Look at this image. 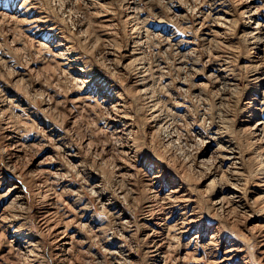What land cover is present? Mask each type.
<instances>
[{
  "label": "rangeland",
  "instance_id": "1",
  "mask_svg": "<svg viewBox=\"0 0 264 264\" xmlns=\"http://www.w3.org/2000/svg\"><path fill=\"white\" fill-rule=\"evenodd\" d=\"M245 22L264 33V0H0V264H264V202L252 200L264 129L249 133L264 121V49ZM219 129L232 133L227 153ZM215 181L230 202L211 193ZM56 226L75 235L68 253ZM232 243L238 256L224 260Z\"/></svg>",
  "mask_w": 264,
  "mask_h": 264
},
{
  "label": "bare ground",
  "instance_id": "2",
  "mask_svg": "<svg viewBox=\"0 0 264 264\" xmlns=\"http://www.w3.org/2000/svg\"><path fill=\"white\" fill-rule=\"evenodd\" d=\"M130 3H131V2H130ZM221 3H222V2H221ZM222 4H223V3H222ZM219 6H220V5H219ZM132 11H133V10H132ZM37 18H38V17H37ZM27 20H28V19H27ZM24 21H25V20H24ZM31 21H32V20H31ZM37 21H38V20H37ZM43 21H44V19H43ZM28 22H29V20H28ZM257 23H258V22H257ZM30 24H31V23H30ZM38 24H39V23H38ZM40 24H41V23H40ZM43 24H44V23H43ZM259 24H260V23H259ZM213 26H214V25H213ZM218 26H219V24H218ZM263 26H264V25H263ZM40 27H41V26H40ZM40 27H39V28H40ZM51 27H52V26H51ZM241 27H242V30H243L244 33H251V35H252L251 38H252V39L248 42L250 45H255L256 47H259V46H260V47H262V48L264 49V44H263V42H262L263 39H264V38H263V34H264V33H263V31H262L263 28L261 29L262 26H261V27L253 26L252 23L245 22L243 25H241ZM41 28H42V27H41ZM41 28H40V29H41ZM53 28H54V26H53ZM162 29H163V28H162ZM207 29H208V28H207ZM37 30H38V29H37ZM38 31H39V30H38ZM206 31H207V30H206ZM212 31L215 32V30H212ZM36 32H37V31H36ZM33 33H34V32H33ZM54 33H55V32H54ZM140 33H141V32H140ZM208 33H210V32H208ZM212 33H213V32H212ZM216 33H218V32H216ZM43 34H44V33H43ZM218 34H219V33H218ZM36 35H37V33H36ZM47 35H48V34H47ZM56 35H57V34H56ZM147 35H148V34H147ZM147 35H146V36H147ZM203 35H204V34H203ZM216 35H217V34H216ZM48 36H49V35H48ZM50 36H51V34H50ZM144 36H145V35H144ZM207 36H208V35H207ZM212 36H213V35H212ZM214 36H215V35H214ZM208 37H209V36H208ZM141 38H142V37H141ZM212 38H213V37H212ZM142 39H143V38H142ZM201 39H202V38H201ZM203 40H204V39H203ZM206 40H207V39H206ZM137 41H138V40H137ZM137 41H136V42H137ZM139 41H140V40H139ZM39 43H41V44H38V45L41 46V45H42V42H39ZM43 43H44V42H43ZM137 43H138V42H137ZM137 43L134 44V45H137ZM248 43H247V44H248ZM73 45H74V44H72L71 46L74 47ZM137 46H138V45H137ZM177 46H178V45H177ZM67 47H68V46H67ZM69 47H70V46H69ZM136 48H137V47H136ZM133 49H134V48H133ZM66 50H67V49H66ZM69 50H70V49H69ZM73 50H75V48H74ZM258 50H259V49H258ZM77 51H78V50H77ZM133 51H134V50H133ZM255 52H256V51H255ZM255 52H254V53H255ZM60 53H61V51H60ZM131 53H132V52H131ZM131 53H130V54H131ZM138 53H139V52H138ZM140 53H141V52H140ZM254 53H253V54H254ZM123 54H124V53H123ZM142 54H143V53H142ZM142 54H141V55H142ZM255 55H256V53H255ZM125 56H126V55H125ZM77 57H78V56H77ZM77 57H76V58H77ZM142 57H143V55H142ZM218 57H219V56H218ZM222 57H223V56H222ZM76 58H73V59H71V60H69V61H70L71 63H72V62H73V63H77V60H75ZM128 58H129V57H128ZM139 58H140V56H139ZM143 58H144V57H143ZM182 58H183V56H182ZM186 58H188V55H187ZM219 58H220V57H219ZM261 58H262V57H261ZM125 59H126V58H125ZM222 59H223V58H222ZM135 60H136V59H135ZM135 60H134V61H135ZM137 60H139V59H137ZM250 60H252V59H249V61H250ZM253 60H254V58H253ZM82 61H83V59H82ZM140 61H141V59H140ZM85 62H86V61H85ZM129 62H130V60H129ZM119 63H120V62H119ZM133 63H135V62H133ZM133 63L129 64V66L132 65ZM85 64H86V63H85ZM117 64H118V63H116V65H117ZM139 64H140V63H139ZM220 64H221V63H220ZM218 65H219V64H218ZM69 66H70V65H69ZM118 66H119V65H118ZM122 66H124V65H122ZM125 66H128V64H126ZM216 66H217V65H216ZM248 66H249V65H248ZM250 66H251V64H250ZM253 66H254V64L252 65V67H253ZM84 67H85V65H84ZM116 67H117V66H116ZM142 67H143V66H142ZM256 67H257V66H256ZM256 67H254V68H256ZM117 68H118V67H117ZM121 68H122V67H121ZM159 68H160V67H159ZM249 68H250V67H249ZM249 68H248V69H249ZM113 69H114V68H113ZM227 69H228V68H227ZM118 70H119V68H118ZM215 70H216V68H215ZM215 70H214V71H215ZM250 70H251V68H250ZM217 71H218V70H217ZM255 71H256V70H255ZM116 72H117V71H116ZM257 72H258V70H257ZM119 73H121V72L119 71ZM122 73H123V72H122ZM98 74H99V73H98ZM117 74H118V73H117ZM195 74H196V73H195ZM211 74H212V73H211ZM121 75H123V74H121ZM142 75H143V74H142ZM142 75H141V77H142ZM197 75H198V74H197ZM209 75H210V74H209ZM219 75H220V74H219ZM223 75H224V74H223ZM143 76H144V75H143ZM215 76H216V75H215ZM221 76H222V75H221ZM250 76H251V75H250ZM207 77H208V76H207ZM216 77H218V76H216ZM223 77H224V76H223ZM227 77H228V76H227ZM227 77H226V78H227ZM229 77H230V76H229ZM212 78H213V77H212ZM214 78H215V77H214ZM214 78H213V79H214ZM224 78H225V77H224ZM252 78H253V77H252ZM255 78H256V77H255ZM83 79H84V78H83ZM142 79H143V77H142ZM215 79H216V78H215ZM228 79H229V78H228ZM231 79H232V78H231ZM85 80H86V79H85ZM111 80H112V79H111ZM216 80H217V79H216ZM216 80H215V81H216ZM236 80H237V79H236ZM251 80H252V79H251ZM251 80H248V81H251ZM254 80H255V79H254ZM141 81H142V80H141ZM141 81H140V82H141ZM145 81H146V80H145ZM220 81H221V79H220ZM220 81H219V82H220ZM262 81H263V80H262ZM85 82H86V81H85ZM138 82H139V81H138ZM138 82H137V83H138ZM162 82H163V81H162ZM169 82H170V81H169ZM210 82H211V81H210ZM213 82H214V81H213ZM213 82H212V83H213ZM223 82H225V81H223ZM256 82H257V81H256ZM221 83H222V82H221ZM234 83H235V82H234ZM120 84H121V83H120ZM138 84H139V83H138ZM218 84H219V83H218ZM223 84H224V83H223ZM226 84H227V83H226ZM235 84H236V83H235ZM114 85H115V84H114ZM139 85H140V84H139ZM220 85H221V84H220ZM224 85H225V84H224ZM236 85H237V84H236ZM258 85H260V84L258 83ZM141 86H142V84H141ZM143 86H144V85H143ZM165 86H166V85H165ZM165 86H164V87H165ZM167 86H168V85H167ZM167 86H166V87H167ZM230 86H231V85H230ZM118 87H119V86H118ZM231 87H232V86H231ZM233 87H234V86H233ZM261 87H262V86H261ZM97 88H98V87H97ZM147 88H148V87H147ZM81 89H82V88H81ZM141 89H142V88H141ZM144 89H145V88H144ZM144 89H143V90H144ZM262 89H263V88H262ZM135 90H136V89H135ZM137 90H138V89H137ZM143 90H139V91L142 92ZM255 90H256V89H255ZM263 90H264V89H263ZM133 92H134V91H133ZM145 92H146V91H145ZM145 92H144V93H145ZM256 93H257V92H256ZM85 94H86V93H85ZM108 94H109V93H108ZM262 95H263V94H262ZM84 97H85V96H84ZM137 97H138V96H137ZM139 97H140V96H139ZM145 97H146V96H145ZM109 98H110V97H109ZM221 98H222V97H221ZM255 98H256V97H255ZM255 98H254V99H255ZM263 98H264V97H263ZM107 99H108V98H107ZM119 99H120V98H119ZM145 99H146V98H145ZM167 99H168V98H167ZM96 100H97V99H96ZM101 100H102V99H101ZM151 100H152V99H151ZM151 100H149V102H150ZM260 100H261V99H260ZM260 100H259V101H260ZM93 101H94V100H93ZM104 101H105V100H104ZM165 101H166V100H165ZM220 101H221V100H220ZM223 101H224V100H223ZM234 101H235V100H234ZM247 101H248V100H247ZM261 101H262V100H261ZM96 102H97V101H96ZM157 102H158V101H157ZM161 102H162V99H161ZM166 102H167V101H166ZM227 102H228V101H227ZM97 103H98V102H97ZM247 103H248V102H247ZM260 103H261V102H260ZM156 104H157V103H156ZM164 104H165V103H164ZM221 104H222V103H221ZM227 104H228V103H227ZM227 104H226V105H227ZM230 104H232V103L230 102ZM261 104H262V103H261ZM96 105H97V104H96ZM153 105H154V103L152 104V106H153ZM223 105H224V104H223ZM238 105H239V104H238ZM156 106H157V105H156ZM156 106H155L154 108H156ZM232 106H233V105H232ZM235 107H236V106H235ZM249 107H250V106H249ZM255 107H256V106H255ZM152 108H153V107H152ZM245 108H247V107H245ZM252 108H253V107H251V110H252ZM256 108H257V107H256ZM259 108H260V107H259ZM259 108H258V109H259ZM156 109H157V108H156ZM243 109H244V108H243ZM253 109H254V108H253ZM46 110H47V109H46ZM124 110H125V109H124ZM240 110H241V109H240ZM153 111H154V110H153ZM159 111H160V110H159ZM243 111H244V110H243ZM128 112H129V111H128ZM245 112H246V111H245ZM257 112H258V111H257ZM261 112H262V111H261ZM119 113H120V111H119ZM157 113H158V112H157ZM125 114H126V112H125ZM127 114H128V113H127ZM152 114H153V113H152ZM228 114H229V113H228ZM246 114H247V113H246ZM99 115H100V114H99ZM110 115H111V114H110ZM120 115H121V114H120ZM160 115H161V114H160ZM261 115H262V114H261ZM115 116H116V115H115ZM231 116H232V115H231ZM248 116H249V115H248ZM113 117H114V116H113ZM119 117L121 118V117H123V116H119ZM127 117H128V115H127ZM224 117H225V116H224ZM224 117H223V118H224ZM258 117H259V116H258ZM97 118H98V117H97ZM100 118H101V117H100ZM100 118H99V119H100ZM153 118L155 119L156 117L153 115ZM158 118H159V116H158ZM227 118H228V117H227ZM227 118H226V119H227ZM262 118H263V117H262ZM46 119H47V118H46ZM99 119H98V120H99ZM105 119H106V118H105ZM114 119H115V118H114ZM150 119H151V118H150ZM156 119H157V118H156ZM160 119H161V118H160ZM160 119H158V121H159ZM229 119H230V117H229ZM115 120H116V119H115ZM117 120H118V119H117ZM220 120H222V119H220ZM231 120H232V119H231ZM231 120H230V121H231ZM239 120H240V119H239ZM253 120H254V119H253ZM256 120H257V119H256ZM49 121H50V120H49ZM51 121H52V120H51ZM151 121H152V120H151ZM156 121H157V120H156ZM224 121L227 123L226 120H224ZM241 121H242V120H241ZM247 121H248V120H247ZM117 122H118V121H117ZM225 122H224V123H225ZM196 123H197V122H196ZM220 123H222V122H220ZM226 123H225V124H226ZM106 124H107V123H106ZM115 124H117V123H115ZM120 124H121V123H120ZM222 124H223V123H222ZM241 124H242V123H241ZM125 125H126V124H125ZM131 125H132V124H131ZM159 125H160V124H159ZM228 125H229V124H228ZM242 125H243V124H242ZM251 125H252V124H251ZM115 126H116V125H115ZM132 126H133V125H132ZM152 126H153V125H152ZM224 126H226V125H224ZM248 126H249V125H248ZM153 127H154V126H153ZM221 127H222V126H221ZM221 127H220V128H221ZM227 127H228V126H227ZM246 127H247V126H246ZM250 127H251V128H249V129H250L249 133L253 134L255 131L257 132L258 130H262V129H264V121H258V122L255 121V123H253V125L250 126ZM125 128H126V127H125ZM151 128H152V127H151ZM218 128H219V127H218ZM243 128H244V127H243ZM243 128H242V130H243ZM113 129H114V128H113ZM155 129H156V128H155ZM155 129H153V131H154ZM222 129H223V127H222ZM245 129H246V128H245ZM245 129H244V131H247L248 128H247L246 130H245ZM131 130H132V129H131ZM219 130H220V129H219ZM219 130H217V131H218L217 134L219 133V135H220L221 138H224V137H225V139H224L223 141H225L224 143H225V144L227 143V145L223 148V151H225V152L227 153V150L231 149V148H229L228 143L232 144L233 142H232L231 140H229V139H228V141H227V140H226V137H230V136L232 135V133H231V132H228L227 129H225V130H220V131H219ZM239 130H240V128H239ZM124 131H125V130H124ZM237 131H238V130H237ZM263 131H264V130H263ZM263 131H262V132H263ZM118 132H119V131H118ZM121 132H122V130H121ZM129 132H130V131H128L127 133H129ZM136 133H137V132H136ZM230 133H231V135H230ZM234 133H235V131H234ZM17 134H18V133H17ZM25 134H26V132H25ZM124 134H125V133H124ZM246 134H247V132H246ZM119 135H121V134H119ZM119 135H118V136H119ZM128 135H130V134H128ZM128 135H127V137H128ZM213 135H214V134H213ZM229 135H230V136H229ZM24 136H25V135H24ZM61 136H62V135H61ZM112 136H113V135H112ZM121 136H122V135H121ZM123 136H124V135H123ZM211 136H212V135H211ZM248 136H249V134L247 135V138H248ZM256 136H257V134H256ZM263 136H264V135H263ZM50 137H52V136H50ZM113 137H116V136H113ZM206 137H207V136H206ZM212 137H213V136H212ZM215 137H216V136H215ZM253 137H254V136H253ZM59 138H60V137H59ZM65 138H66V137H65ZM233 138H234V137H232L231 139H233ZM26 139H27V138H26ZM132 139H133V138H132ZM136 139H137V138H136ZM252 139H253V138H252ZM257 139H258V138H257ZM263 139H264V138H263ZM125 140H127V139H125ZM204 140H205V139H204ZM221 140H222V139H221ZM238 140H239V139H238ZM238 140H237V141H238ZM250 140H251V139H250ZM134 141H135V140H134ZM216 141H217V140H216ZM242 141H243V140H242ZM251 141H252V140H251ZM259 141H261V140H259ZM126 142H127V141H126ZM235 142H236V141H235ZM249 142H250V141H249ZM263 142H264V141H263ZM263 142H262V143H263ZM59 143H61V142H59ZM221 143H222V142H221ZM240 143H241V141H240ZM247 143H248V142H247ZM252 143H253V141H252ZM252 143H251V144H252ZM254 143H255V140H254ZM213 144H214V143H213ZM217 144H218V143H217ZM243 144H244V142H243ZM59 145H60V144H59ZM134 145H135V144H134ZM219 145H220V144H219ZM234 145H235V143H234ZM248 145H249V144H248ZM260 145H261V142H260ZM263 145H264V144H263ZM263 145H261V146L264 147ZM128 146H130V145H128ZM203 146H204V145H203ZM241 146H242V145H241ZM254 146H255V145H254ZM258 146H259V145H258ZM247 147H248V146H247ZM249 147H250V145H249ZM60 148H61V147H60ZM135 148H136V146H135ZM218 148H219V147H218ZM240 148H241V147H240ZM254 148H255V147H254ZM256 148H257V146H256ZM259 148L261 149V147H259ZM207 149H208V148H207ZM209 149H210V148H209ZM216 149H217V148H216ZM221 149H222V148H221ZM221 149H220V151H221ZM238 149H239V147H238ZM249 149H250V148H249ZM249 149H248V150H249ZM251 149H252V148H251ZM60 150H61V149H60ZM129 150H130V149H129ZM211 150H212V149H211ZM218 150H219V149H218ZM232 150H233V149H232ZM242 150H243V149H242ZM256 150H258V149H256ZM256 150H255V151H256ZM214 151H216V150H214ZM263 151H264V150H263ZM63 152H64V151H63ZM243 152H244V151H243ZM126 153H129V152H126ZM211 153H212V152H211ZM221 153H222V152H221ZM263 153H264V152H263ZM204 154H205V153H204ZM235 154H236V153H235ZM132 155H133V154H132ZM159 155H160V154H159ZM214 155H215V154H214ZM220 155H221V154H220ZM225 155H226V154H225ZM254 155H255V154H254ZM254 155H253V156H254ZM263 155H264V154H263ZM134 156H135V155H134ZM216 156H217V155H216ZM222 156H223V155H222ZM239 156H240V154H239ZM242 156H244V155H242ZM158 157H159V156H158ZM209 157H211V156H209ZM209 157H208V158H209ZM229 157H230L229 155L226 156V158H225L224 160L229 161L230 158L232 159V157H230V158H229ZM248 157H249V156H248ZM251 157H252V156H251ZM257 157H258V156H257ZM260 157H261V156H260ZM202 158H203V157H202ZM217 158H218V157H217ZM258 158H259V157H258ZM258 158H256V160H257ZM261 158H262V157H261ZM204 159H205V158H204ZM231 159H230V160H231ZM244 159H245V158H244ZM258 160H259V159H258ZM202 161H203V160H202ZM215 161H216V160H215ZM237 161H238V159L236 160V162H237ZM240 161H241V160H240ZM244 161H245V160H244ZM244 161H243V162H244ZM218 162H219V161H218ZM232 162H233V161H232ZM238 162H239V161H238ZM238 162H237V163H238ZM255 162H256V161H255ZM219 163H220V162H219ZM237 163H236V164H237ZM239 163H240V162H239ZM239 163H238V164H239ZM259 163H260V162H259ZM78 164H79V163H78ZM233 164L235 165V163H233ZM79 165H80V164H79ZM204 165H205V164H204ZM199 166H200V164H199ZM218 166H219V165H218ZM227 166L229 167V165H227ZM241 166H242V165H241ZM257 166L259 167V165H257ZM220 167H223V165L220 166ZM228 167H226V168H228ZM234 168H235V167H234ZM236 168L238 169L239 166H238V167L236 166ZM240 168H241V167H240ZM259 168H260L259 170H261L260 173H262V172L264 173V167L262 166V164H261V166H260ZM56 169H57V168H56ZM127 169H128V168H127ZM201 169H202V168H201ZM208 169H209V168H208ZM208 169H207V170H208ZM212 169H213V168H212ZM228 169H229V168H228ZM228 169H227V170H228ZM237 169H236V170H237ZM256 169H258V168L256 167ZM149 170H150V169H149ZM203 170H204V169H203ZM217 170H218V169H217ZM220 170H221V169H220ZM220 170H219V171H220ZM230 170H231V169H230ZM236 170H235V171H236ZM253 170H254V169H253ZM136 171H137V170H136ZM158 171H159V170H158ZM204 171H206V170H204ZM208 171H209V170H208ZM215 171H216V170H215ZM235 171H234V172H235ZM255 171H256V170H255ZM257 171H258V170H257ZM57 172H58V171H57ZM134 172H135V171H134ZM142 172H143V171H142ZM155 173H156V172H155ZM218 173H219V172H218ZM239 173H240V172H239ZM256 173H257V172H256ZM127 174H129V173H127ZM178 174H179V173H178ZM201 174H202V173H201ZM208 174H209V173H208ZM221 174H222V173H221ZM221 174H220V176H221ZM226 174H227V172H226ZM230 174H231V173H230ZM236 174H238V173H236ZM55 175H56V174H55ZM62 175H63V174H62ZM62 175H61V176H62ZM158 175H159V174H158ZM162 175H163V174H162ZM233 175H234V174H233ZM240 175H241V177H242V174H240ZM249 175H250V174H249ZM56 176H57V175H56ZM159 176H160V175H159ZM176 176H177V174H176ZM243 176H244V175H243ZM263 176H264V175H263ZM152 177H154L155 180H158V179H159L158 176H152ZM162 177H163V176H162ZM181 177H182V176H181ZM223 177H224V175H223ZM227 177H228V176H227ZM229 177H230V176H229ZM239 177H240V176H239ZM120 178H121V177H120ZM150 178H151V177H150ZM202 178H203V177H202ZM204 178H205V177H204ZM214 178H215V177H214ZM214 178H213V179H210L211 181H209L208 184H209V183H214V180H215ZM218 178H219V177H218ZM237 178H238V176H237ZM260 178H262V177H260ZM45 179H46V178H45ZM57 179H58V177H57ZM161 179H162V178H161ZM183 179H184V178H183ZM220 179H221V178H220ZM220 179H219V180H220ZM224 179H226V178L224 177L223 180H224ZM230 179H231V178H230ZM234 179H235V178H234ZM234 179H233V180H234ZM239 179H240V178H239ZM255 179H256V178H255ZM257 179H258V178H257ZM39 180H40V178H39ZM39 180H38V181H39ZM184 181H185V180H184ZM236 181H237V180H235V182H236ZM259 181H260V180H259ZM261 181H262V180H261ZM48 182H49V181H48ZM48 182H47V183H48ZM149 182H150V181H149ZM218 182H219V181H218ZM231 182H232V181H231ZM40 183H41V182H40ZM49 183H50V182H49ZM182 183H183V182H182ZM187 183H188V182H187ZM226 183H227V182H226ZM255 183H256V182H255ZM37 184H38V183H37ZM41 184H42V183H41ZM149 184H150V183H149ZM185 184H186V181H185ZM205 184H206V183H205ZM208 184H207V185H208ZM261 184H263V183H261ZM44 185L46 186L47 184H44ZM51 185H53V184H51ZM167 185H168V184H167ZM186 185H187V184H186ZM198 185H199V184H198ZM213 185H214V186H212V187H214V188L211 189V188H210L211 186H210L209 189L211 190V193L215 191L214 194H213V195L215 196V198H217V199H219V200H224V201H225V199H226V200L229 201V202L231 201V200H229V199L226 198V195H227V194L225 195V193H224L220 188L216 189V188H217V187H216V181H215V184H213ZM225 185H227V184H225ZM225 185H224V186H225ZM232 185H233V183H232ZM237 185H238V184H237ZM257 185H258V184H256V186H257ZM263 185H264V184H263ZM38 186H39V185H38ZM165 186H166V185H165ZM205 186H206V185H205ZM224 186H223V187H224ZM253 186H254V185H253ZM258 186H259V185H258ZM260 186H261V185H260ZM260 186H259V187H260ZM43 187H44V186H43ZM47 187H48V185H47ZM47 187H46V188H47ZM55 187H56V186H55ZM177 187H178V186H177ZM180 187H182V186H180ZM180 187H179V188H180ZM215 187H216V188H215ZM221 187H222V185H221ZM230 187H231V185H230ZM15 188H17V187H16V186H13V189H15ZM37 188H38V187H37ZM97 188H98V187H97ZM185 188H186V187H185ZM188 188H189V186H188ZM228 188H229V187H228ZM234 188H235V187H234ZM41 189H42V188H41ZM47 189H48V188H47ZM47 189H46V190H47ZM51 189H52V188H51ZM51 189H50V190H51ZM177 189H178V188H177ZM219 189H220V190H219ZM169 190H170V189H169ZM178 190H179V189H178ZM207 190H208V189H207ZM257 190H258L259 193H258L257 196H255V198L253 197L254 199H252V200H255V202H259L258 204H261L260 202H264V187H262V188L260 187V189H257ZM40 191H41V190H40ZM40 191H34V192H40ZM54 191H55V190H54ZM57 191H58V190H57ZM98 191H99V190H98ZM120 191H121V190H120ZM158 191H159V190H158ZM175 191H177V190H174V189H173V192H175ZM188 191H189V190H188ZM190 191H191V190H190ZM228 191H229V190H228ZM44 192H46V191L44 190ZM50 192H51V191H50ZM103 192H104V191H103ZM103 192H102V193H103ZM105 192H106V191H105ZM169 192H170V191H169ZM169 192H168V193H169ZM173 192H172V193H173ZM206 192H207V191H206ZM229 192H230V191H229ZM235 192H236V191H235ZM247 192H248V191H247ZM249 192H250V190H249ZM249 192H248V193H249ZM252 192H253V191H252ZM53 193H54V192H53ZM53 193H52V194H53ZM62 193H63V192H62ZM172 193H170V194H172ZM207 193L209 194L210 192H207ZM211 193H210V194H211ZM244 193H245V192H244ZM34 194H35V193H34ZM43 194H44V193H43ZM165 194H166V193H165ZM184 194H185V193H184ZM189 194H190V192H189ZM208 194H207V195H208ZM230 194H231V193H230ZM236 194H237V193H236ZM245 194H246V193H245ZM245 194H244V195H245ZM41 195H42V194H41ZM57 195H58V194H57ZM94 195H95V194H94ZM97 195H98V193H97ZM103 195H105V194H103ZM156 195H157V194H156ZM156 195H155V196H156ZM181 195H182V194H181ZM181 195H180V198H179L178 200H180V199L182 198ZM192 195H193V194H192ZM231 195H232V194H231ZM42 196H43V195H42ZM165 196H166V195H164L163 197H165ZM167 196H168V195H167ZM169 196H170V195H169ZM169 196H168V197H169ZM173 196H174V195H173ZM183 196H184V195H183ZM185 196H186V195H185ZM227 196H228V195H227ZM233 196H234V195H233ZM233 196H232V197H233ZM48 197H49V196H48ZM57 197H58V196H57ZM116 197H117V196H116ZM152 197H154V196H152ZM174 197H175V196H174ZM178 197H179V194H178ZM229 197H230V196H229ZM237 197H239V196H237ZM242 197H243V196H242ZM77 198H78V197H77ZM175 198H176V197H175ZM175 198H172V199L175 200ZM183 198H184V197H183ZM189 198H190V196L187 197V199H189ZM209 198H210V197H209ZM244 198H245V197H244ZM48 199H49V198H48ZM150 199H151V198H150ZM170 199H171V197H170ZM187 199H185V200H187ZM190 199H191V198H190ZM230 199H231V198H230ZM232 199H233V198H232ZM238 199H239V198H238ZM46 200H47V199H46ZM158 200H159V199H158ZM163 200H166V199H163ZM163 200L161 199V201H163ZM183 200H184V199H183ZM209 200H210V199H209ZM219 200H218V201H219ZM239 200H240V199H239ZM249 200H251V199H249ZM109 201H110V200H109ZM113 201H114V200H113ZM151 201H152V200H151ZM155 201H156V198H155ZM181 201H182V200H181ZM73 202H74V201H73ZM107 202H108V200H107ZM146 202H147V200H146ZM166 202H167V200H166ZM174 202H175V201H174ZM176 202H179V201L176 200ZM182 202H183V201H182ZM186 202H187V201H186ZM247 202H248V201H247ZM74 203H75V202H74ZM101 203H102V202H101ZM153 203H154V202H153ZM158 203H159V202H158ZM170 203H171V202H170ZM213 203H215V201H214ZM219 203H220V201H219ZM242 203H243V202H242ZM253 203H254V202H253ZM53 204L55 205V203H53ZM85 204H87V203H85ZM104 204H105V203H104ZM106 204H107V203H106ZM114 204H116V203H114ZM114 204H113V205H114ZM164 204H165V203H164ZM173 204H174V203H173ZM209 204H210V203H209ZM222 204H223V203H222ZM227 204H228V203H227ZM230 204H231V203H230ZM256 204H257V203H255V205H256ZM263 204H264V203H263ZM263 204H262V205H263ZM145 205L148 206L147 204H145ZM149 205L151 206V204H149ZM154 205H155V203H154ZM159 205H160V204H159ZM162 205H163V204H162ZM171 205H172V204H171ZM175 205H176V204H175ZM175 205H174V206H175ZM181 205H182V204H181ZM214 205H215V204H214ZM235 205H236V202H235ZM104 206H105V205H104ZM106 206H108V205H106ZM186 206H187V205H186ZM194 206H196V205H194ZM200 206H201V205H200ZM84 207H85V208H84ZM84 207H83V206H80V207H79V210H78V215H79L80 220L83 219V217H84V215L86 214V211H87V209H86L87 207H86L85 205H84ZM89 207H90V206H89ZM114 207H115V206H114ZM154 207H155V206H154ZM166 207H167V206H166ZM166 207H165V208H166ZM172 207H173V205H172ZM192 207H193V206H192ZM196 207H197V206H196ZM207 207H208V206H207ZM219 207H220V206H219ZM222 207H223V206H222ZM232 207H233V206H232ZM235 207H237V206H235ZM235 207H234V208H235ZM247 207H248V206H247ZM258 207H259V206H258ZM258 207H257V208H258ZM102 208H104V207H102ZM152 208H153V207H152ZM162 208H163V207H162ZM198 208H199V207H198ZM198 208H197V209H198ZM209 208H213V207H212V206H211V207L209 206ZM216 208H217V207H216ZM216 208H215V209H216ZM259 208H260V207H259ZM105 209H106V208H105ZM108 209H109V208H108ZM159 209H160V208H159ZM163 209H164V208H163ZM174 209H175V208H174ZM190 209H192V208H190ZM193 209H194V208H193ZM206 209H207V208H206ZM219 209H220V208H219ZM227 209H228V208H227ZM236 209H237V208H235V210H236ZM244 209H245V208H244ZM88 210H89V209H88ZM144 210H145V209H144ZM157 210H158V209H157ZM157 210H156V208H155V211H157ZM194 210H195V209H194ZM201 210H202V209H201ZM209 210H210V209H209ZM217 210H218V209H217ZM221 210H222V209H221ZM229 210H230V209H229ZM245 210H246V209H245ZM245 210H244V211H245ZM256 210H257V209H256ZM259 210H260V209H259ZM261 210H262V209H261ZM114 211H115V210H114ZM118 211H119V210H118ZM160 211H161V210H160ZM160 211H159V213H160ZM162 211H164V210H162ZM162 211H161V212H162ZM178 211H179V210H178ZM198 211H199V210H198ZM198 211H197V212H198ZM237 211H238V210H237ZM54 212H56V209L54 210ZM110 212H111V210H110ZM112 212H113V211H112ZM142 212H143V211H142ZM166 212H167V211H166ZM166 212H165V213H166ZM185 212H186V211H185ZM195 212H196V211H195ZM238 212H239V211H238ZM245 212H246V211H245ZM252 212H254V210H253ZM107 213H108V212H107ZM113 213H114V212H113ZM119 213H120V212H119ZM124 213H126V212L124 211ZM177 213H178V212H177ZM183 213H184V212H183ZM227 213H228V212H227ZM247 213H248V212H247ZM93 214L95 215V213H93ZM116 214H117V213H116ZM141 214H142V213H141ZM155 214H156V213H155ZM155 214H154V213H149V217H152V216L155 215ZM167 214H168V213H166V217L168 218L170 215L167 216ZM184 214H185V213H184ZM194 214H195V213H194ZM207 214H208V213H207ZM210 214H211V213H210ZM229 214H230V213H229ZM229 214H228V215H229ZM262 214H263V213H262ZM37 215H38V214H37ZM52 215H53V214H52ZM55 215H56V214H55ZM78 215H77V216H78ZM94 215H93V216H94ZM143 215H144V214H143ZM188 215H189V214H188ZM201 215H202V214H201ZM201 215H200V216H201ZM230 215H231V214H230ZM251 215H252V214H251ZM251 215H250V216H251ZM39 216H40V215H39ZM45 216H46V215H45ZM45 216H44V217H45ZM50 216H51V215H50ZM53 216H54V215H53ZM113 216H114V215H113ZM115 216H116V215H115ZM115 216H114V218H115ZM144 216H145V215H144ZM144 216H143V217H144ZM181 216H182V214H181ZM210 216H211V215H210ZM210 216H209V217H210ZM212 216H213V214H212ZM215 216H217V215H215ZM90 217H92V215H91ZM109 217H111V216H109ZM127 217H128V216H127ZM171 217H172V216H171ZM191 217H192V216H191ZM196 217H197V216H196ZM201 217H202V216H201ZM255 217H256V216H255ZM23 218H24V217H23ZM112 218H113V217H112ZM119 218H120V217H119ZM141 218H142V217H141ZM159 218H160V217H159ZM174 218H175V217H174ZM179 218H180V217H179ZM182 218H183V217H182ZM184 218H185V217H184ZM186 218H187V217H186ZM186 218H185V220H186ZM198 218H199V216H198ZM216 218H217V217H216ZM250 218H251V217H250ZM258 218H259V220H257V221H259V224H255V225H254V230H256L257 233H256V231H255V232L253 231V232L257 234V237H256V238H258V240H257V242H258V243H257L258 246L261 247V248L263 249V250H262V249H260V250L264 251V215H260V216H258ZM46 219H47V218H46ZM52 219H53V218H52ZM143 219H144V218H143ZM151 219H152V218H151ZM154 219H155V218H154ZM157 219H158V218H157ZM176 219H177V218H176ZM50 220H51V218H50ZM95 220H96V219H95ZM110 220H112V219H110ZM119 220H120V219H119ZM144 220H145V219H144ZM182 220H183V219H182ZM189 220H190V219H189ZM13 221H14V220H13ZM16 221H17V220H16ZM46 221H48V219H47ZM114 221H115V219H114ZM121 221H122V220H121ZM146 221H147V220H146ZM160 221H161V220H160ZM193 221H194V220H193ZM107 222H108V221H107ZM112 222H113V221H112ZM164 222H165V220H164ZM177 222H178V221H177ZM186 222H187V221H186ZM26 223H27V222H26ZM99 223H101V222H99ZM105 223H106V222H104V224H105ZM155 223H157V222L155 221ZM158 223H159V222H158ZM189 223H192V222H189ZM115 224H116V223H115ZM117 224H118V223H117ZM121 224H122V223H121ZM143 224H144V223H143ZM160 224H162V223H160ZM163 224H165V223H163ZM169 224H171V223H169ZM19 225H20V224H19ZM19 225H18V226H19ZM23 225H24V223H23ZM49 225H50V224H49ZM83 225H84V224H83ZM98 225H99V224H98ZM108 225H109V223H108ZM124 225H125V222H124ZM173 225H174V222H173ZM176 225H177V223H176ZM184 225H185V224H183V226H184ZM10 226H11V225H10ZM20 226L22 227V224H21ZM25 226H26V225H25ZM25 226H24V227H25ZM54 226H55V225H54ZM87 226H88V225H87ZM91 226H92V225H91ZM103 226H105V225H103ZM121 226H122V225H121ZM157 226H158V225H157ZM190 226H191V225H190ZM13 227H14V226H13ZM24 227H23V228H24ZM63 227H64V230H62V232H61V231H58V230H59V227H58V226H56V227H55V230H54V231H58V232H61V233L64 234L63 236H60V237H61V242L57 245V248H58L61 252H62V251H66V253H68V252H67L68 249L66 250V249H65L66 247H63V246H65V245H70L71 242H72V238H73L75 235H71V234H70L69 236H67V235H66V234H67V233H66L67 226H63ZM105 227H106V226H105ZM144 227H145V225H144ZM146 227H147V226H146ZM166 227H167V226H166ZM166 227H165V228H166ZM172 227H173V226H172ZM83 228H84V227H83ZM85 228H86V227H85ZM99 228H100V226H99ZM99 228H98V230H99ZM121 228H122V227H121ZM123 228H124V226H123ZM148 228H149V226H148ZM161 228H162V226H161ZM184 228H185V227H184ZM186 228H187V227H186ZM151 229H152V228H151ZM50 230H51V229H50ZM154 230H155V229H154ZM154 230H152V231H154ZM165 230H166V229H165ZM170 230H171V227L169 226V231H170ZM176 230H177V229H176ZM99 231H100V230H99ZM163 231H164V229H163ZM163 231H162V232H163ZM171 231H173V230H171ZM180 231H182V230H180ZM184 231H185V230H184ZM184 231H183V232H184ZM186 231H188V230H186ZM186 231H185V233H186ZM190 231H191V230H190ZM229 231H230V230H229ZM12 232H13V231H12ZM58 232H56V234H58ZM101 232H102V231H101ZM105 232H106V231H105ZM109 232H110V231H109ZM157 232H158V230H157ZM99 233H100V232H99ZM148 233H149V235H150V232H148ZM151 233H152V232H151ZM154 233H156V232H154ZM166 233H167V232H166ZM171 233H172V232H171ZM173 233H174V232H173ZM14 234H15V233H14ZM22 234H23V233H22ZM101 234H102V233H101ZM109 234H110V233H109ZM156 234H157V233H156ZM156 234H155V235H156ZM168 234H169V233H168ZM177 234H178V233H177ZM202 234H203V233H202ZM224 234H225V233H224ZM256 234H254V235L256 236ZM157 235H158V234H157ZM159 235H160V234H159ZM161 235H162V234H161ZM170 235H173V234H170ZM179 235H180V233H179ZM18 236H19V235H18ZM150 236H151V235H150ZM150 236H149V237H150ZM166 236H168V235H166ZM174 236H175V235H174ZM174 236H172V237H174ZM226 236H227V235H226ZM228 236H230V235H228ZM236 236H237V235H236ZM246 236H247V235H246ZM20 237H21V236H20ZM55 237H56V236H55ZM60 237H59V238H60ZM111 237H112V236H111ZM113 237H114V236H113ZM252 237H253V236H252ZM104 238H105V237H104ZM167 238H168V237H167ZM212 238H213V236H212ZM212 238H211V239H212ZM236 238H237V237H236ZM240 238H241V237H240ZM248 238H249V237H248ZM66 239H69L70 242H66ZM156 239H157V238H156ZM161 239H162V238H161ZM161 239H160V240H161ZM168 239H169V238H168ZM170 239H172V238H170ZM191 239H192V238H191ZM198 239H199V238H198ZM233 239H234V238H233ZM242 239H243V238H242ZM17 240H18V239H17ZM110 240H111V239H110ZM157 240H158V239H157ZM157 240H156V241H157ZM166 240H167V239H166ZM196 240H197V239H195V243H196ZM218 240H219V238H218ZM106 241H107V238H106ZM108 241H109V239H108ZM153 241H154V240H153ZM208 241H211L210 238H209ZM243 241H244V240H243ZM243 241H242V242H243ZM252 241H253V239H252ZM12 242H14V241H12ZM154 242H155V241H154ZM162 242L166 243L165 241H162ZM187 242H188V241H187ZM214 242H215V241H214ZM218 242H219V241H218ZM245 242H247V241H245ZM249 242H250V241H249ZM254 242H256V241L254 240ZM110 243H111V242H110ZM155 243H156V242H155ZM160 243H161V241H160ZM169 243H170V241H169ZM169 243H168L167 245H170ZM207 243H208V242H207ZM210 243L213 244L212 242H210ZM230 243H231V242H230ZM12 244H13V243H12ZM107 244L109 245V243H107ZM144 244H146V243L144 242ZM180 244H181V243H180ZM243 244H244V243H243ZM24 245H25V244H24ZM33 245H34V244H33ZM181 245H182V244H181ZM185 245H186V243H185ZM190 245H191V244H190ZM197 245H198V244H197ZM202 245H203V243H202ZM214 245H215V244H214ZM237 245H238V244H237ZM248 245H249V244H248ZM13 246H14V245H13ZM15 246H16V245H15ZM31 246H32V244H31ZM147 246H148V245H147ZM152 246H153V245H152ZM156 246H157V245H156ZM163 246H164V245H162V247H163ZM172 246H173V245H172ZM174 246H175V245H174ZM210 246H211V245H210ZM216 246H217V244H216ZM227 246H229V247H227ZM246 246H247V245H246ZM256 246H257V245H256ZM258 246H257V248H258ZM9 247H10V246H9ZM20 247H21V246H20ZM24 247H25V246H24ZM120 247H121V246H120ZM186 247H187V245H186ZM196 247H197V246H196ZM201 247H202V246H201ZM208 247H209V246H208ZM18 248H19V246H18ZM25 248H26V247H25ZM27 248H28V247H27ZM55 248H56V246H55ZM156 248H157V247H156ZM156 248H155V249H156ZM171 248H172V247H171ZM197 248H198V247H197ZM216 248H217V247H216ZM238 248H239V247H238ZM242 248H243V247H242ZM107 249H108V248H107ZM118 249H119V248H118ZM155 249H154V250H155ZM162 249H164V248H162ZM178 249H179V248H178ZM180 249H182V247H181ZM195 249H196V248H195ZM205 249H206V247H205ZM11 250H12V248H11ZM16 250H17V249H16ZM20 250H21V249H20ZM27 250H28V249H27ZM105 250H106V249H105ZM120 250H121V249H120ZM208 250H210V249H208ZM216 250H217V249H216ZM236 250H239V249H236V248H235V244H234V243H232V244H226L225 250H224V252H223V259H224V260H227V258H230V259L232 258V259H233V258L237 257L238 255L236 254V253H237ZM257 250H258V249H257ZM108 251H109V250H108ZM111 251H112V250H111ZM111 251H109V252H111ZM115 251H116V250H115ZM121 251H123V250H121ZM156 251H157V250H156ZM164 251H165V250H164ZM194 251H195V250H194ZM194 251H193V252H194ZM201 251H202V250H201ZM211 251H212V250H211ZM240 251H242V250H240ZM243 251H244V250H243ZM252 251H253V250H252ZM18 252H19V251H18ZM22 252H23V251H22ZM112 252H113V251H112ZM158 252H159V251H158ZM161 252H163V251H161ZM168 252H169V251H168ZM186 252H187V251H185V253H186ZM188 252H189V251H188ZM188 252H187V253H188ZM190 252L192 253V251H190ZM199 252H200V251H199ZM212 252H213V251H212ZM254 252H256V251H254ZM19 253H20V252H19ZM24 253H25V252H24ZM116 253H117V252H116ZM191 253H190V254H191ZM205 253H208V251L205 252ZM245 253H246V252H245ZM245 253H244V254H245ZM247 253H248V252H247ZM256 253H259V252H256ZM125 254H126V253H125ZM149 254H150V253H149ZM161 254H163V253H161ZM167 254H168V253H166V255H167ZM212 254H213V253H212ZM250 254H251V253H250ZM121 255H122V254H121ZM153 255H155V254H153ZM164 255H165V254H164ZM170 255H171V254H170ZM195 255H196V254H195ZM202 255H203V254H201V256H202ZM205 255H206V254H205ZM217 255H218V254H217ZM248 255H249V253H248ZM248 255H247V256H248ZM252 255H253V254H252ZM256 255H257V254H256ZM110 256H112V255H110ZM183 256H184V255H183ZM191 256H192V255H191ZM193 256H194V254H193ZM193 256H192V257H193ZM208 256H209V255H208ZM262 256H263V255H262ZM123 257H124V256H123ZM149 257H150V256H149ZM170 257H171V256H170ZM249 257H251V255H250ZM254 257H256V256H254ZM257 257H258V255H257ZM202 258H203V257H202ZM151 259H152V258H151ZM167 259H169V258H167ZM199 259H201V258H199ZM214 259H215V257H214ZM214 259H213V260H214ZM220 259H221V258H220ZM223 259H222V260H223ZM248 259H249V258H248ZM250 259H256V258H250ZM260 259H261V258H260ZM260 259H259V260H260ZM60 260H61V261H66L67 259L65 258V255H61ZM119 260H120V259H119ZM124 260H125V259H124ZM153 260H154V259H153ZM161 260H162V259H161ZM191 260H192V259H191ZM193 260H194V258H193ZM213 260H212V261H213ZM222 260H221V261H222ZM241 260H242V259H239L240 262H238V263H236V264H251V262H249V260H248V261H245V260H244V261H241ZM246 260H247V259H246ZM261 260H262V259H261ZM122 261H123V260H122ZM122 261H121V262H122ZM165 261H166V260H165ZM165 261H163V262H165ZM195 261H197V260H195ZM212 261H211V262H212ZM219 261H220V260H219ZM255 261H256V260H255ZM255 261H254V262H255ZM159 262H160V261H159ZM163 262H162V263H163ZM167 262H168V261H167ZM167 262H166L165 264H167ZM193 262H194V261H193ZM197 262H199V261H197ZM213 262H214V261H213ZM216 262H217V261H216ZM222 262H223V261H222ZM124 263H125V262H124ZM153 263H154V262H153ZM174 263H175V262H174ZM214 263H215V262H214ZM218 263H219V262H218ZM260 263H261V262H260ZM113 264H114V263H113ZM116 264H117V263H116ZM155 264H156V263H155ZM163 264H164V263H163ZM176 264H177V263H176ZM194 264H195V263H194ZM199 264H200V263H199ZM206 264H207V262H206ZM229 264H232V262H230Z\"/></svg>",
  "mask_w": 264,
  "mask_h": 264
}]
</instances>
